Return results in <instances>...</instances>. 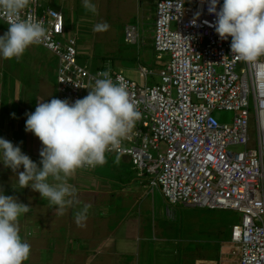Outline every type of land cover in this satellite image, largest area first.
<instances>
[{"label": "built area", "instance_id": "1", "mask_svg": "<svg viewBox=\"0 0 264 264\" xmlns=\"http://www.w3.org/2000/svg\"><path fill=\"white\" fill-rule=\"evenodd\" d=\"M208 6L202 0H157L154 49L156 61L164 64L161 84L148 85L82 66L77 39L66 38L62 11L30 0L20 19L45 29L38 45L60 61L58 99L87 96L101 71L128 90L141 117L121 150L106 154L129 158L170 206L240 214L231 232L232 254L239 264H264V57L253 63L234 58L231 38H219ZM138 37V27L128 25L126 42L135 44ZM153 75L141 68L145 80ZM216 111L234 112L232 124H221ZM234 146L246 149L235 152Z\"/></svg>", "mask_w": 264, "mask_h": 264}, {"label": "crops", "instance_id": "2", "mask_svg": "<svg viewBox=\"0 0 264 264\" xmlns=\"http://www.w3.org/2000/svg\"><path fill=\"white\" fill-rule=\"evenodd\" d=\"M38 1L44 9L53 8L64 13L68 36L66 38H76L78 45V37L91 40L94 36L93 28L96 25L98 6L101 8L99 11L101 23L106 22L107 25L117 17L136 16L135 23L132 19L123 21H125V29L128 25H135L139 29L137 42L135 44L126 42L141 46V54L144 58L141 55L137 68H124L119 58L109 57V54L96 63L98 69L122 73L140 85L156 84L155 77H159L162 64L154 60L157 69L159 68L157 70L145 59L151 52L156 57L154 30L157 0H106L104 6L100 0H93L97 8L95 14L85 10L82 0ZM2 22L0 36L8 31V25ZM109 31L108 27L106 32ZM108 35L102 36L109 37ZM40 49L54 56L60 65L59 59L52 52L38 44L29 47L18 60L0 59V137L14 145H18L19 140L22 139L21 133L25 124V109L19 99L22 86L24 83L29 84L35 77L42 83L49 64ZM78 51L79 56H83L88 54L89 50L78 48ZM141 68H148L155 75L145 80L141 76ZM45 88L46 86L42 87V85L40 87L41 90ZM123 158L130 161L127 157ZM82 174L96 175L97 170L85 172L78 169L69 178V184L75 189V194L71 197L73 203L66 206L63 215H58L55 206L50 207L48 202L42 200L40 194L31 188L23 190L17 187L15 190L13 188L15 174L0 164V190L30 207L28 213L22 214L19 218L20 235L31 245L30 256L25 264H190L188 258L191 259L193 255H196L194 264H239V258L232 254L231 242L230 244H225L223 241L220 244L213 242L218 246L216 253L210 257L206 242H199L205 244V247L201 245L202 248L196 249L195 245L198 244L192 238L187 239L185 244L188 245L184 246L183 238L168 236L166 230L170 222L167 216L172 217L180 207L192 208L182 205L170 206L165 199L163 207L155 202H149L150 191L145 189V186L149 187L148 183L150 184L148 178H141L137 173V179L119 186L112 184L110 180L94 175H91L94 177L91 178ZM87 180H90L88 184L82 185L83 181ZM152 191L155 189L152 188ZM128 196L137 200L140 206L139 212L135 215L125 213ZM85 206H88L86 219L78 226L74 214ZM148 215L154 217V224L151 223L149 227L146 226L147 220H145Z\"/></svg>", "mask_w": 264, "mask_h": 264}, {"label": "clouds", "instance_id": "3", "mask_svg": "<svg viewBox=\"0 0 264 264\" xmlns=\"http://www.w3.org/2000/svg\"><path fill=\"white\" fill-rule=\"evenodd\" d=\"M30 0H0V20L8 31L0 36V59H20L27 49L42 41L45 29L38 21L20 19ZM216 17L215 32L222 41L231 38L230 51L247 63L264 57V0H202ZM86 11H97L93 0H82ZM219 6V11L217 8ZM98 23L93 31L108 29ZM88 95L74 102L51 98L38 102L27 113L25 131L41 142L39 165L22 147L0 137V164L15 174L13 188H31L63 215L71 205L75 189L69 178L85 166L95 168L106 163V153L119 152L140 119L128 90L114 82L109 71H101ZM13 118L15 114L13 113ZM116 162H118V157ZM23 169V171H21ZM30 207L0 190V264H25L31 245L19 229V218ZM88 206L74 214L79 226L86 219Z\"/></svg>", "mask_w": 264, "mask_h": 264}, {"label": "rangeland", "instance_id": "4", "mask_svg": "<svg viewBox=\"0 0 264 264\" xmlns=\"http://www.w3.org/2000/svg\"><path fill=\"white\" fill-rule=\"evenodd\" d=\"M105 1L106 0H100V3L103 5ZM100 9L101 8L98 6L96 24L101 23L102 20L100 18L101 14H99ZM135 17L136 16L133 15L129 17L123 16V18L117 17L115 21L109 23V32L94 31V36L91 37V40L85 37H78V48H86L89 50L88 54L79 56V63L82 66H87V68L91 72H95L99 68L98 63H96V61L101 60L102 57L109 54V57L113 56L114 58H119L121 60V63L123 62L122 65L124 66V68H137L138 60L141 59L142 55L141 46L130 45L126 43L124 34L125 21H123L126 20L127 22L129 19H132L133 23H135V21L137 20ZM0 26H3L2 20H0ZM175 28L176 26L173 25V29ZM103 34H109V37H103ZM66 37H68L67 34ZM42 54H45V57L48 59L49 63L47 69L45 70L44 79L42 80V83H40L38 81L39 79L36 77L32 81H30L29 84L25 85L24 83V85L22 86L23 90L21 91V97H19L20 103L25 109V121L27 119L26 114L34 112L38 102H45L54 97L58 98V60L45 50H42ZM142 57L144 58L143 55ZM145 60L146 62H149V64L153 68L157 69V66L155 65L156 57L155 55H153V52H151L149 56H146ZM159 64H164V62H160ZM157 70H159V68ZM155 80L156 84H161L160 77H155ZM41 85L42 87L46 86L45 90L40 89ZM31 88H33L32 91ZM251 110L253 111V105L251 107ZM214 117L221 124H232L235 118V113L230 111H216L214 113ZM23 127L24 128L22 129L21 133L22 139L20 138L21 140H19L18 146H21L22 151L39 165V161L41 159L40 150L42 148V144L34 134H30L25 131V124L23 125ZM252 134L254 138H256V131L253 130ZM231 149L235 152H244L246 148L244 146H234ZM117 157L118 162H116ZM96 170V175H94L95 173L89 174L90 176L87 174L82 175L91 178L99 177L105 180H110V182H113L112 184H117L119 186L122 184L125 185L131 183L133 179H137V172L133 169L132 163L130 161H126L125 158L118 155L106 154V163L102 166H97ZM91 175H94V177H92ZM138 180L142 181L140 179ZM88 181L90 180L83 181L82 185L88 184ZM148 186L149 187L145 186V189L150 191L149 202H155L158 206L160 204L163 207L164 198L160 190L155 189V191H152V187L149 183ZM88 187L90 186L88 185ZM131 189H133V186H131ZM126 204L127 206L125 208V213L127 212L130 215H135L139 212L140 206L138 204V201L135 200L133 197L128 196ZM144 212L146 211L144 210ZM145 218H147L145 219L147 220L146 226L149 227L151 226V223L152 225L154 224L153 215H148ZM167 219L170 222V224L168 225V230H166L168 236L183 238L184 243L182 244L184 246L188 245L185 244L187 239L192 238L194 242L198 244L195 245L196 249L202 248L200 247L201 245H204L205 247V244H199V242H206L208 245L206 246L207 250H210L209 256L213 257L212 254L216 253L218 246V244L216 246L215 244H213V242H219L220 244V242L223 241L225 244H230L232 228L234 225L240 223L241 215L230 210H209L199 208L189 209L180 207L178 208L176 214H172V217H169L168 215ZM195 256L196 255H193L191 259L188 258V262L191 261L190 264H194V261H196ZM182 260H184V258H182Z\"/></svg>", "mask_w": 264, "mask_h": 264}]
</instances>
